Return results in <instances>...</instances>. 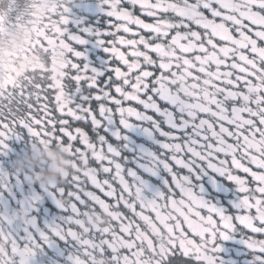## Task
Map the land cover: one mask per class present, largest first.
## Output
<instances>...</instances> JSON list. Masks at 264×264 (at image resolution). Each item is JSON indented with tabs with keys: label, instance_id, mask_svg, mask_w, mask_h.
I'll list each match as a JSON object with an SVG mask.
<instances>
[{
	"label": "snow or ice",
	"instance_id": "1",
	"mask_svg": "<svg viewBox=\"0 0 264 264\" xmlns=\"http://www.w3.org/2000/svg\"><path fill=\"white\" fill-rule=\"evenodd\" d=\"M43 2L46 17L26 18L16 0L9 2L14 17L0 15V26H31V47L47 62L22 81L0 76V264H36L45 248L63 255L59 242L72 245L66 264L98 257L173 264L177 255L225 264L221 241L238 232L259 253L249 264H264V239L253 238L264 234V0H101L105 31L73 19L72 0ZM90 39L108 54L103 68L81 50ZM37 77L49 83L42 87ZM135 122L152 125L139 128L146 136L165 137L164 155L142 151L138 165L153 176L161 167L167 173L151 198L123 157ZM79 125H90L91 135ZM19 129L29 144L64 146L74 174L35 184L30 173H16L3 158L13 151L10 140L25 141ZM208 171L236 186L233 213L204 197L199 180ZM48 201L60 215L41 229L37 217ZM102 209L108 225L86 226L88 210Z\"/></svg>",
	"mask_w": 264,
	"mask_h": 264
},
{
	"label": "flooded vegetation",
	"instance_id": "2",
	"mask_svg": "<svg viewBox=\"0 0 264 264\" xmlns=\"http://www.w3.org/2000/svg\"><path fill=\"white\" fill-rule=\"evenodd\" d=\"M21 3L27 2V0H20ZM72 12L71 16L73 19H78L83 21L86 26L95 28L98 31H105L109 18L105 15V12L102 10L103 5L101 4V0H72V4L70 5ZM56 18V17H53ZM76 27L75 24H70V29ZM111 31H115V29H111ZM123 35V33H120ZM111 39V37H108ZM81 50L85 51L87 55V61L93 66L98 68H103L104 64L108 60V54L104 52L103 48L96 47L95 40L90 39L89 43L82 46ZM115 65V62H114ZM38 83H41L42 87H45L49 81L47 79L40 80L37 77ZM50 98L54 96V92L52 90L49 91ZM43 95V93H42ZM53 105L50 104V108ZM53 115L59 117V114L56 113L53 109ZM66 119H70L68 117H64ZM138 126V130L127 132L126 135L130 138V144L127 149L123 151V157L125 159L126 167L132 168L136 170L138 174L148 183L149 188L151 190H145V196L151 198L155 192V190H163L164 189V181L167 177V173L161 167L158 169L157 174L155 176L145 173L142 169L138 167L139 164L144 163L142 156V151H151L155 153L157 156H163L164 150L161 145L165 142V137L159 135L158 133H154L152 137L146 136L142 131H139V128L149 127L152 125L149 123H141L135 122ZM76 126V125H74ZM84 127L86 131L91 135V127L90 125H79ZM23 131L21 133L22 136L25 137V141L18 142L15 139L9 141L10 147L13 149L12 153L9 154L8 157L3 158L5 162L13 161L17 155H19L22 151L29 148V143L27 140L26 130L19 129ZM115 143V141H112ZM223 158V157H221ZM11 168V164H9ZM254 167V166H253ZM181 173H185V170L180 169ZM240 175H244L243 173H239ZM101 179L107 178L101 175ZM127 179H131L130 177H126ZM199 183L204 187V197L210 200L212 203L217 204L220 207H223L226 212L233 213V203L239 197V192L236 189V186L229 180H227L223 176H219L217 174L211 173L210 171L204 173L200 176ZM67 190H71L70 188H66ZM87 190H95L91 187L90 183L87 185ZM176 191V199H180L179 191ZM99 194V193H98ZM67 199V196L65 197ZM48 207L45 208V212L43 215H38L37 217V225L41 229L45 227L46 222H50L53 218L58 217L60 212L55 208V205L51 202H47ZM124 211V209H121ZM203 215H207L206 210L202 211ZM154 216V214H152ZM215 218V217H214ZM185 230H187V225H184ZM243 230V229H240ZM190 238H195L191 237ZM241 236L238 233L233 234V239L228 241H221L223 251H221L218 255L225 262V264H229V262H234V264H249L253 260V256L259 253H253L251 250L247 249L246 246L240 243ZM254 239L261 240L264 239V234H256L253 237ZM198 240V238H196ZM59 249L63 250V255H58L56 250L51 248H45L44 253H37L36 256V264H49L50 260L56 261V264H66V257L69 251L72 249L71 244H65L64 242H59ZM173 264H199V262H195L192 259H183L177 255L176 259L173 261Z\"/></svg>",
	"mask_w": 264,
	"mask_h": 264
},
{
	"label": "clouds",
	"instance_id": "3",
	"mask_svg": "<svg viewBox=\"0 0 264 264\" xmlns=\"http://www.w3.org/2000/svg\"><path fill=\"white\" fill-rule=\"evenodd\" d=\"M10 0H0V15L12 18L17 10L9 11ZM59 3V0H53ZM28 3V9L22 6ZM16 4L21 6L20 11L26 13V18L33 14L41 17L47 16L48 5L43 0H27ZM34 34L31 26L18 24L14 20L11 23L5 22L0 26V76H12L22 81L25 76L37 74L46 66L45 53L39 48H32L31 41ZM72 156L68 150L59 144H30L29 148L22 151L12 161V168L16 173H30L32 182L35 184H57L63 183L77 170ZM86 226L93 228H104L108 225V210L100 212L88 210L82 217ZM96 264H111L107 257H98Z\"/></svg>",
	"mask_w": 264,
	"mask_h": 264
}]
</instances>
